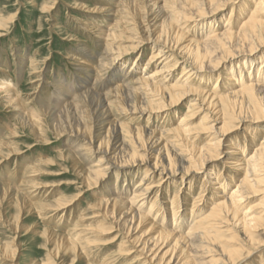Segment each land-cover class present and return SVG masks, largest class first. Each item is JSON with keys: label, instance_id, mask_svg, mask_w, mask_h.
<instances>
[{"label": "rangeland", "instance_id": "1", "mask_svg": "<svg viewBox=\"0 0 264 264\" xmlns=\"http://www.w3.org/2000/svg\"><path fill=\"white\" fill-rule=\"evenodd\" d=\"M149 1L140 0L145 7L142 13L147 12V18L157 16V20L162 19V14L167 12L165 7L161 13L158 8L166 0H158L156 5L155 0ZM116 2L117 0H0V33L3 34L0 37V264H139L137 259L133 260L138 254L137 250L141 249V244L136 241L140 233L135 230L133 214H123L120 206L111 207L102 201L108 199L115 188L119 190L121 186H127L128 189L129 184L134 186L148 172L146 180L157 185L155 190L160 189V198L164 197L161 189L165 187L166 192L169 183L178 182L175 190L169 189L168 193L173 198L177 196L176 206L184 202L186 204L188 200L191 204H188V213H191L192 201L203 190V182H207L206 186H211V189L206 192L207 198L199 206L203 209L202 214L209 208L212 193L219 194V190L214 187L212 192L211 181H206L207 173L209 179L215 177L223 180L236 175L232 186L226 189L227 193L228 190L232 192L233 185L242 179V173L225 165L226 159L231 156L228 152L232 149L226 147V142L223 141L220 146L225 153L221 157H215L194 179L182 181V176L187 177L185 174L177 177L173 175L171 179L165 178L163 174H155L152 172L155 163L162 167L168 164L170 156H182L186 144L172 142L175 135H165L160 140L151 139L147 142L146 151L139 148V155L146 160L138 161L134 166L126 165L124 157L126 151H130L131 144L128 141L133 137L128 131L135 136L134 132L138 128L152 131L155 127L168 129L175 126L181 117L191 111L188 104L194 96L169 107V111L151 113L152 116L148 119V114L135 113L139 110L137 107H143L141 105L146 100L141 96L142 91L134 92L131 99H124L122 96L121 100H114L117 94L113 93V97L110 92L116 82L112 74L95 88L93 80L86 86L83 79L87 78L86 74L77 69L79 64L72 58L81 56L80 49L102 56V47L98 45L91 28H110L112 16L109 14L113 12L111 9H114ZM239 4L238 0L235 4L230 3L219 13L206 17L207 20H181L174 25L182 27L186 32L184 25L190 23L195 33H203L215 25L226 24L229 20L232 22L237 19V23H241L246 8L238 13ZM245 6L250 15L254 9L253 4L246 3ZM142 13L134 18L138 22L140 38H144L145 42L140 50L128 55L126 64L113 69V74L119 75L116 80L135 67L136 58L140 60L138 67L141 72L151 52L162 46L153 43L160 35L161 25L151 30ZM124 30L123 27L117 29L116 35L109 39L114 47L127 46V34ZM258 48L253 53L245 51L234 57H223L226 61L216 71L195 72L193 78L207 86L211 82L212 85L209 86L212 88L218 76L222 79L225 77L223 87L230 75L239 78L241 74V80H245L248 74H259L257 69L264 63V45ZM168 52L176 56L181 66L187 64L177 51ZM218 56L219 53L216 58ZM148 68L152 71L158 69L154 64ZM178 69L169 75L171 80H175L181 73L182 70ZM212 75H215L214 79ZM57 81L62 84L61 91L54 88ZM93 92L95 94L91 98ZM106 100L115 102L107 106ZM192 111L195 114L188 119L187 127L197 130L187 135V139L190 138L187 143L194 140L195 146L201 148L207 138H225L214 131L196 136V131H202L199 127H208L214 123L212 119L217 117V113L211 112L209 107H196ZM205 113H209L206 118L209 124L202 120ZM214 126L218 128L220 124L214 123ZM255 128L262 130L256 139L263 140L264 121L237 124L232 132L226 133L227 138L229 137L227 140L231 141L236 137L243 139L244 130L254 135ZM252 150L249 148L245 152L248 153L247 157ZM99 159L103 160L101 164L108 165L105 175L99 181L89 179L88 182L94 183L88 185L86 176L99 167ZM195 183L199 189L194 187ZM180 188L182 189L179 190ZM130 190L131 188L126 197L132 195ZM260 200V195H248L237 209L246 213L256 204L255 210L246 215L248 218H258L259 227L254 234L264 243V215ZM66 204L71 205L52 210ZM164 214L163 218L167 219V213ZM226 226L234 228L224 231V241L233 232H237L236 238L231 239L229 245H244L246 240L242 236L240 224L231 226L228 223ZM184 228L186 231L187 225ZM78 232L81 234L77 235ZM261 242H255L259 246L252 255L248 254V249L251 248L245 246L244 258L238 264H261L264 258V244ZM205 256L207 255L196 251L193 253V257L198 260Z\"/></svg>", "mask_w": 264, "mask_h": 264}, {"label": "bare ground", "instance_id": "2", "mask_svg": "<svg viewBox=\"0 0 264 264\" xmlns=\"http://www.w3.org/2000/svg\"><path fill=\"white\" fill-rule=\"evenodd\" d=\"M151 1L153 0L149 2ZM157 1L155 0V5ZM235 1L237 0H166L164 5L158 8L160 13L163 12V7H165L167 12L162 14L160 21L156 19L157 16L155 18H147L145 14L147 12L142 13L145 7L142 2L140 3V0H117L114 9H111L113 12L109 14L112 16L110 28H91L98 45L102 47V56L80 49L81 56L72 58L76 64H79L77 69L85 72L87 78L84 77L83 79L86 86L91 84L93 80L95 84L93 87L95 88L111 74L115 78L118 77L117 73L113 74V69L126 64L129 60L127 59L128 55L136 53L137 50L142 48L145 39L140 38L138 22L136 23L135 16L142 13L143 17L147 18V26L151 30H155L161 25L160 35L156 37L157 40L153 43H159L162 46L151 52L141 72H139L138 67L140 60L136 58L133 69L129 70L128 73L121 74L118 80L114 78L113 80L116 82L110 89L111 95L116 93V97L112 96L114 100L118 101L121 100L122 96H124V99H131V95L142 91L141 96H144L143 98L146 100L141 105L143 107H137L139 110L135 113L148 114V119L151 118V113L169 111V107H174L180 102H185L190 96H194L188 104V108L191 111L181 117L179 122L175 121L177 124L175 123V126L172 125L168 129L155 127L154 130L150 131L138 128L134 132L135 136L133 132L128 131L133 137L128 141L131 144L130 151H126L124 157L126 165L134 166L146 160L143 158L144 156L139 155V148L146 151L147 142L151 139L158 138L160 140L165 135H175L172 142H184L183 144H186L182 156H170L168 164L162 167L159 163H155L152 166V172L155 174H163L165 178L169 179L173 178V175L177 177L185 174L187 177L182 176L184 177L182 181L184 179L189 180V178L194 179L198 172L203 171L205 166L208 167V163L214 161L215 157L222 156L224 152V148L221 149L220 146L222 141L226 142V147L232 149L228 152L231 156L226 159L225 165L229 169L235 168V170L240 172L239 174L242 173V179H239V183L235 186L233 185L234 190L232 192L228 190V193L226 189L228 186H232L233 178L236 175L229 176L224 180L215 177L209 179V176H206L208 173L205 175L206 181H211L212 192L214 187V189L219 190V194L212 193L213 197L209 208L202 214L203 209L199 208V206L207 198L206 192L211 189V186H206L207 182H203L204 187L202 186L203 188L201 189L203 190H201L200 194L194 200L191 198L193 200L191 213H188V200L186 204L184 202L176 206L177 196L173 198L168 193L169 189L175 190L178 182L176 184L169 183L166 192H164L165 187L161 189L165 198H160V189L155 190L157 185L146 180L148 172L142 175L134 186L129 184L128 189L127 186H121L118 188L119 190L115 188L108 199H103L102 201L108 206L111 205V207L120 206L123 214L130 213V216L133 214L135 230H139L138 233H140L137 236L138 238L136 237V241L141 244V249L137 250L138 254L134 256L133 260L137 259L139 264H238L244 258L245 246L251 248L250 250L248 249V254L252 255L253 252L258 250L259 246L255 242L258 241V244L261 242L254 234V231L259 227L258 218H248L246 215V213H252L255 210L256 204L250 207V211L246 213L240 212L237 208L241 206L246 196L260 195V201L263 205L261 212L264 215V137L263 140L256 139L262 130L255 128L254 135H250L251 132L244 130L245 139L244 137L243 139H237L236 137L231 141L227 140L229 138H227V134L232 132L233 128L239 123L264 121V63L261 68L257 69L260 71V73L258 72L259 74L254 73L252 76L248 74V78L245 80H241V74L238 76L239 78H234L230 75L226 78L228 82L223 87L222 84L225 82V77L222 79L221 76H218L216 83L211 88L212 83L210 81V86L204 85L201 81L194 80L193 75L195 72L202 71L213 73L219 68V65L226 61L225 58L234 57L245 51L253 53L259 50V46L264 45V0H245L244 2L243 0H238L240 3L238 13L246 8L241 23H237V19L232 22L229 20L226 24L215 25L214 27L216 28L211 27L207 32L203 33H195L190 23L184 25L187 29L186 32L182 27L174 25V23L181 20L187 22H192L198 18L207 20L206 17L219 13L226 5L235 4ZM246 3L253 4L254 9L250 15L249 11H247V6H245ZM238 13L236 12V15ZM232 14H230V18ZM149 15L150 12H148ZM122 27L127 34V46L117 48L109 42V39L116 35L117 29L119 30ZM188 32H190V35H187ZM2 36L3 34L0 35V37ZM168 49L177 51L180 56L185 58L187 64L181 66L178 59L175 58L176 56L174 57L173 54L169 53ZM218 53L220 56L216 58ZM152 64L157 65L158 69L156 71L148 68ZM178 68L182 70L181 73H178L179 75L175 80H171L169 75L179 70ZM211 77L214 79L215 75ZM39 80L41 81V78ZM60 84V82L54 83V88L61 91L62 84ZM93 87L92 89H94ZM88 91L89 89L86 90V92ZM94 94V92L91 93V98ZM114 102L113 100H106L105 105L110 106ZM145 105H149V107H145ZM196 107H209L211 112L217 113V117L214 120L212 119V121L220 124L218 128L214 126V123L208 127H199V130L202 131H196L198 132L196 136H201V133L207 134L214 131V133L225 137L223 140L222 138H207V142L201 148L195 146L194 140H191L192 143H187L190 140V138L187 139V135L197 130L187 127L188 119L195 114L192 110L196 109ZM207 115L205 113L203 118H201L203 122L209 124L206 119ZM165 120L166 117L163 122ZM171 121L173 123V120ZM182 123H185V126H182ZM153 143H155L154 140ZM100 145L103 146L102 144ZM249 148L253 149V152H249L251 155L247 157L248 153L246 154L245 152ZM101 159L98 160L100 162L98 164L99 167L94 173L87 174L86 182L88 185L94 183L88 182L89 179H98L99 181L104 177V171H106L108 165L101 164V161H103ZM123 185H127V183H123ZM197 185L195 183L194 187L196 188ZM130 188L132 195L126 197ZM36 195L33 194V196ZM69 205L71 204L56 207L52 210H60ZM204 207L207 206L205 205ZM181 208L183 209L181 210ZM165 212L167 213V219L163 218ZM161 217L163 218L162 220H160ZM228 223L231 226L240 224L242 236L246 240L244 245H239L238 243L229 245L231 239L236 238L237 232H233L231 237L225 240L226 242L224 241V231H231L234 228V226H232V229L227 227ZM186 225L187 230L185 231L184 227ZM131 229L133 228L131 227ZM80 234V232L77 233V235ZM142 237H144V240ZM136 241L134 240V242ZM195 251L207 256L199 260L195 259L193 257ZM261 264H264V258Z\"/></svg>", "mask_w": 264, "mask_h": 264}]
</instances>
